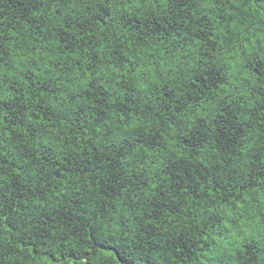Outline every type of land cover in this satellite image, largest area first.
<instances>
[{
	"label": "trees",
	"instance_id": "1",
	"mask_svg": "<svg viewBox=\"0 0 264 264\" xmlns=\"http://www.w3.org/2000/svg\"><path fill=\"white\" fill-rule=\"evenodd\" d=\"M0 264H264V0H0Z\"/></svg>",
	"mask_w": 264,
	"mask_h": 264
},
{
	"label": "snow or ice",
	"instance_id": "2",
	"mask_svg": "<svg viewBox=\"0 0 264 264\" xmlns=\"http://www.w3.org/2000/svg\"><path fill=\"white\" fill-rule=\"evenodd\" d=\"M137 4H138V0H137Z\"/></svg>",
	"mask_w": 264,
	"mask_h": 264
}]
</instances>
